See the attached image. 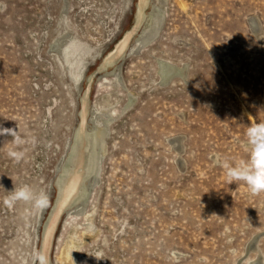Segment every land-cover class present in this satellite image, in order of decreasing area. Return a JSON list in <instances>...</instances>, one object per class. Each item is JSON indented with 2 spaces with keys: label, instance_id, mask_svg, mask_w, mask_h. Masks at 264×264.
<instances>
[{
  "label": "rangeland",
  "instance_id": "1",
  "mask_svg": "<svg viewBox=\"0 0 264 264\" xmlns=\"http://www.w3.org/2000/svg\"><path fill=\"white\" fill-rule=\"evenodd\" d=\"M152 1L163 3L159 32L112 77L115 65H101L140 0H0V127L29 141L16 163L12 137L0 136V264H32L42 251L85 96L100 127L110 120L106 150L92 186L80 182L60 216L52 264H66V251L72 264H264V193L229 184L215 163L248 160L246 133L264 123V0ZM158 59L184 77L161 83ZM23 185L47 206H5Z\"/></svg>",
  "mask_w": 264,
  "mask_h": 264
},
{
  "label": "bare ground",
  "instance_id": "2",
  "mask_svg": "<svg viewBox=\"0 0 264 264\" xmlns=\"http://www.w3.org/2000/svg\"><path fill=\"white\" fill-rule=\"evenodd\" d=\"M149 5H150V11L146 12V9ZM162 5H163L162 2L156 5L154 4L153 1L150 3V0H140V2H138V13L135 20L136 24L119 41L113 52L108 55L104 63L101 65V66L104 65L103 67L104 69L111 65H115L112 71L108 73L112 77L119 76L121 61L124 56L138 52L139 50L147 46L155 38V36L160 30V26L163 21L164 11ZM143 22H145V24ZM141 23H143L144 25L141 27L140 32H138V35L135 38V42L132 44L131 48L128 49V47L130 46V45L128 46L129 40L137 31H139V27ZM251 25L255 33H260L259 35H261L258 22H256L254 18L251 19ZM111 59H113V62L110 65L108 64V66H105L107 61L110 62L112 61ZM158 63H159V74L161 78L164 79V81H162L161 83H167L174 75L182 76V77H184L185 75V69L180 71L174 67L171 68L172 65H170L169 62L162 61L161 59H158ZM103 68L100 67L99 70ZM82 76L78 79L72 75L73 81H75V83L78 85ZM82 100H83L82 101L83 111L81 113V116L83 118V122L80 124L79 128L75 130L76 133L74 134L75 135L74 141L71 144L70 153L67 155L68 157L67 158L65 157V159H63L62 163L58 167V172L55 179V185L57 188V198L55 202L56 204H55V208H53L51 217L47 222V226L44 232L42 251L48 257L49 264H52L49 256V252L53 238V233L60 219V216L67 209L68 210L70 209L66 206H68L71 199L74 200V195L78 187V184L80 182L82 183L81 186L84 189V191L86 190V188L92 186L93 178L97 176L100 171L101 158L103 156L104 151L106 150L105 135L107 133L108 124L110 120L109 121L106 120L105 125L100 127V124L97 121L98 113L94 111L92 108L89 109L87 96H85ZM88 110L90 111V114ZM88 114L90 119L89 122L86 121ZM85 142L87 145H84ZM174 143L175 142H173V144ZM84 151L85 152L89 151L87 155V159L86 157L84 159L83 156V154H85ZM85 205H86V196H84L83 198H78L76 199V202L72 205L73 208H71L72 209L71 211L74 212L75 214L81 213L84 210ZM91 218L92 216L90 215L88 229L92 231L93 222L91 224ZM73 246L76 249L78 247V244L75 243V245ZM66 252H64L63 261L66 264H72V260H69L68 256L66 255Z\"/></svg>",
  "mask_w": 264,
  "mask_h": 264
},
{
  "label": "clouds",
  "instance_id": "3",
  "mask_svg": "<svg viewBox=\"0 0 264 264\" xmlns=\"http://www.w3.org/2000/svg\"><path fill=\"white\" fill-rule=\"evenodd\" d=\"M11 136L12 144L7 151V155L14 162L19 163L25 157V152L17 150L20 146L29 141L23 138L19 132L11 128L0 127V136ZM245 147L249 151V159L242 160L232 166L227 159H221L219 155L215 157L217 166L224 170L226 181L231 184L236 181L243 182L253 196L264 193V123H257L249 127ZM35 143V138H32ZM10 194L3 200V204L12 208L17 202H24L31 206L32 211L42 210L47 206L48 196L41 192H35L31 186L23 185L14 187ZM32 264H49L48 257L43 251H34L31 257Z\"/></svg>",
  "mask_w": 264,
  "mask_h": 264
},
{
  "label": "water",
  "instance_id": "4",
  "mask_svg": "<svg viewBox=\"0 0 264 264\" xmlns=\"http://www.w3.org/2000/svg\"><path fill=\"white\" fill-rule=\"evenodd\" d=\"M56 198H57V195H56ZM56 200V199H55ZM55 203V202H54ZM54 206V205H53Z\"/></svg>",
  "mask_w": 264,
  "mask_h": 264
}]
</instances>
